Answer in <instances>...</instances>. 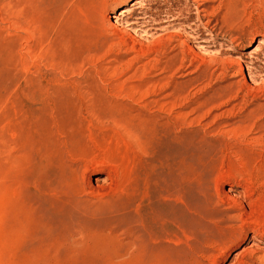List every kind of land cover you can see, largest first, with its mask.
<instances>
[{"label": "rangeland", "instance_id": "rangeland-1", "mask_svg": "<svg viewBox=\"0 0 264 264\" xmlns=\"http://www.w3.org/2000/svg\"><path fill=\"white\" fill-rule=\"evenodd\" d=\"M134 1L0 0V264H264V0Z\"/></svg>", "mask_w": 264, "mask_h": 264}, {"label": "bare ground", "instance_id": "bare-ground-1", "mask_svg": "<svg viewBox=\"0 0 264 264\" xmlns=\"http://www.w3.org/2000/svg\"><path fill=\"white\" fill-rule=\"evenodd\" d=\"M140 1H141V0H135L134 3H137V2H140ZM125 14L128 15V10H127L126 8H124V9L121 10L119 17H122V16H124ZM259 44L262 45V47L264 48V39H263V38H261V39L259 40Z\"/></svg>", "mask_w": 264, "mask_h": 264}]
</instances>
